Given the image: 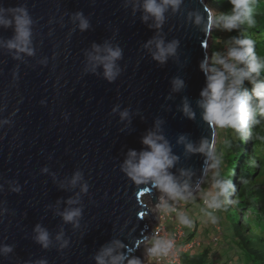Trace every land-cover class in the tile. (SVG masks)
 <instances>
[{"label": "water", "instance_id": "95a60500", "mask_svg": "<svg viewBox=\"0 0 264 264\" xmlns=\"http://www.w3.org/2000/svg\"><path fill=\"white\" fill-rule=\"evenodd\" d=\"M213 28L205 0H0V264H128L156 190L201 188Z\"/></svg>", "mask_w": 264, "mask_h": 264}, {"label": "trees", "instance_id": "16d2710c", "mask_svg": "<svg viewBox=\"0 0 264 264\" xmlns=\"http://www.w3.org/2000/svg\"><path fill=\"white\" fill-rule=\"evenodd\" d=\"M209 4L217 9L210 72L219 68L213 66V53L223 47L227 54L226 60L221 59L227 79L217 83L213 76L210 90L220 92L223 87L229 92L220 110L213 111L217 140L200 188L205 193V186L214 184L212 193L203 195L211 200L210 213L188 214V205L175 204L182 211L175 213L184 230L182 242H191L180 260L225 264L222 256L230 253L228 264H264V0H209ZM201 213L208 215L206 222H215L218 234L209 224L196 235L204 223Z\"/></svg>", "mask_w": 264, "mask_h": 264}, {"label": "rangeland", "instance_id": "374dc122", "mask_svg": "<svg viewBox=\"0 0 264 264\" xmlns=\"http://www.w3.org/2000/svg\"><path fill=\"white\" fill-rule=\"evenodd\" d=\"M205 2L210 7V9L213 13V18H214V16L216 15L217 9L214 8L211 4H209V0H205ZM210 56H211V51H210ZM226 58H227L226 50L223 47L220 48V50H217V52L213 53V57H212L211 61H213V66H216L218 64L219 68H217L214 72H211V75H212V77L215 76L217 83L223 81L224 79H227L226 78L227 77V70H225V68H223L222 64H221V59L226 60ZM223 66H224V64H223ZM226 69H227V67H226ZM227 89L222 87V90L220 92L210 90V94L208 96V99L210 100L212 111L215 110L216 112H218V110H220L221 101H224L225 96L229 92V91H227ZM213 114H214V112H213ZM215 126H216V122H215ZM216 140H217V135H216ZM215 184H216V182H215ZM211 187H214V184L211 183L209 185V183H208L205 186V188H206L205 193H203V191L201 189H198L195 193H193L190 196H185L183 194L174 192V193H176L175 196L173 198H170V199H169V192L171 191L170 188H168L167 191H165V190L162 191L163 189H165V187H163V186L160 187L161 189L156 190V195L160 194L161 196L157 197L158 203H156L155 206L152 208L153 218L149 217V219H148V226H149L150 230L153 231L155 228H158L159 230L162 229L161 232L163 231L165 233L168 231H171V232L173 230L175 231L176 227L173 223V219L176 223H178L177 215L175 213H180V211L177 210L176 205H183V206L188 205L187 213L191 214L193 212L196 216H197L199 211H201L203 213H207V212L210 213L209 206L212 207L211 200L207 196H203V195H205L206 193H208L206 195L211 194L212 193ZM201 196H203V199L204 198L207 199V200L202 199V204L200 202ZM170 201H171V203H170ZM174 207L176 208V210H174ZM150 210H151V202H150ZM215 212L216 211H214V213ZM207 218H209L208 215L201 213V219L203 220L204 223H202L199 226V231L196 232V235H199V232L201 230H202V232H204L205 227L208 226L209 224H212V227H211L212 229H215V230L218 229V226L215 224V222L213 220L211 221L210 219H208V221L206 222ZM212 218H214V217L212 216ZM161 232L160 233L158 232L159 234H156V236L150 235L147 233L146 239H144V241L137 248V250L135 251L136 254L131 258V260L128 262V264H164V262L156 261L154 255H157V253L150 254L149 252H147V253L145 252L146 247L150 243L153 244L154 246L156 244H158V246H155L156 249L159 246H161V240H160ZM219 232H220V229L216 230V234H218ZM182 233H184V230H182ZM156 252H158V251H156ZM222 258H223V260H226L224 263L228 264L229 261H227V260L232 259V255L230 253H228L227 255L224 254L222 256Z\"/></svg>", "mask_w": 264, "mask_h": 264}, {"label": "built area", "instance_id": "2783aa9c", "mask_svg": "<svg viewBox=\"0 0 264 264\" xmlns=\"http://www.w3.org/2000/svg\"><path fill=\"white\" fill-rule=\"evenodd\" d=\"M174 196L175 193L171 190L169 192V199L173 198ZM174 210H176L175 207ZM181 214L182 211L178 213V215ZM173 223L176 227L175 231L173 230L172 232L168 231L169 233L168 232L165 233L163 231L161 232L162 229L159 230L158 228H155L153 231H151L150 235H155V236L156 234H159L161 232V236H160L161 246H159L156 249L155 246H158V244L154 246L153 244L150 243L145 250L146 253L147 252H149L150 254L157 253V255H154L156 261L164 262V264H182L180 260V254L182 253V251H185L191 246V242L189 243L181 242L182 237L184 235V233H182V228L179 223H176L174 221V219H173Z\"/></svg>", "mask_w": 264, "mask_h": 264}, {"label": "bare ground", "instance_id": "6f19581e", "mask_svg": "<svg viewBox=\"0 0 264 264\" xmlns=\"http://www.w3.org/2000/svg\"><path fill=\"white\" fill-rule=\"evenodd\" d=\"M159 189H161V188H159ZM157 190H158V189H157ZM164 190H165V191H167V190H168V188L166 187V188H165V189H163L162 191H164ZM159 196H161V195H160V194H158V195H157V197H159ZM156 203H158V199H157V201H156V202H154V203H152V202H151V215H152V211H153V210H152V208L155 206V204H156ZM152 204H153V205H152Z\"/></svg>", "mask_w": 264, "mask_h": 264}, {"label": "clouds", "instance_id": "9594fccd", "mask_svg": "<svg viewBox=\"0 0 264 264\" xmlns=\"http://www.w3.org/2000/svg\"><path fill=\"white\" fill-rule=\"evenodd\" d=\"M227 59V58H226ZM212 76V75H211ZM213 78V77H212ZM210 101V100H209ZM171 189V188H170ZM176 194V193H175ZM150 234V233H149ZM182 242V241H181ZM183 243V242H182Z\"/></svg>", "mask_w": 264, "mask_h": 264}]
</instances>
